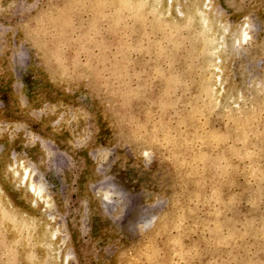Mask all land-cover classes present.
Segmentation results:
<instances>
[{
	"label": "rangeland",
	"instance_id": "rangeland-1",
	"mask_svg": "<svg viewBox=\"0 0 264 264\" xmlns=\"http://www.w3.org/2000/svg\"><path fill=\"white\" fill-rule=\"evenodd\" d=\"M203 1L0 0V264H264V0Z\"/></svg>",
	"mask_w": 264,
	"mask_h": 264
},
{
	"label": "bare ground",
	"instance_id": "bare-ground-1",
	"mask_svg": "<svg viewBox=\"0 0 264 264\" xmlns=\"http://www.w3.org/2000/svg\"><path fill=\"white\" fill-rule=\"evenodd\" d=\"M133 1L134 0H125L124 2H122L121 0H112V2H114V4L116 6H123V8L128 7V5H130V3H134ZM153 1H155L156 6H161L160 10L164 11L165 13H168L169 8H167L166 6H169V4L172 2V0H163L165 5L163 4V2H160V0H153ZM137 3H139V2H137ZM131 6H133V5H131ZM136 6H137V4H136ZM139 7H140V5H139ZM131 8L133 9L134 7H131ZM208 8H209V2H208V0H204L200 9H198V12H200L201 21H202L203 25H205L206 31H208V35H209L208 37L210 38L209 43H210V45L214 46L213 50L216 51V50H220V48L225 45L224 41H225V35L226 34H225V32L224 33L222 32V34L219 35L218 34L219 31H212V28H210L208 26V21H209V20H207L208 19V16H207ZM138 13H139V10H138ZM245 26H246L245 23H242L240 26H238L237 30L235 31L234 35L232 36L233 41L237 46L244 45L246 43V40L249 38ZM246 27H248V26H246ZM221 50L223 51L224 48H222ZM218 52L220 53V51H218ZM216 55H218L217 56V62L219 61V63H220L221 58H220L219 54H216ZM212 67H213V70H219L218 65H212ZM219 75H220V72L217 74L216 78H218ZM16 164L15 165H8L7 168L14 170V172L17 173V175H16L17 177L15 178V185L19 186V187H23L24 191L26 192V194L29 197L30 205L35 206V204H37L36 202L38 201V198L41 197L42 186L39 182L36 184H34L33 182H29L28 177L30 174V170H28V168L25 166H19V164L18 165H16ZM42 198H40V199H42ZM0 203H1V200H0Z\"/></svg>",
	"mask_w": 264,
	"mask_h": 264
}]
</instances>
